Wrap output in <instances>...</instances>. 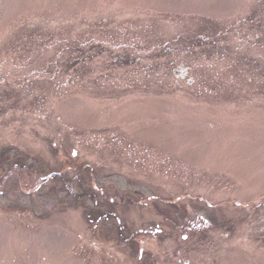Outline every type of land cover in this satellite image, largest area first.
Here are the masks:
<instances>
[{
  "label": "rangeland",
  "instance_id": "374dc122",
  "mask_svg": "<svg viewBox=\"0 0 264 264\" xmlns=\"http://www.w3.org/2000/svg\"><path fill=\"white\" fill-rule=\"evenodd\" d=\"M0 264H264V0H0Z\"/></svg>",
  "mask_w": 264,
  "mask_h": 264
}]
</instances>
